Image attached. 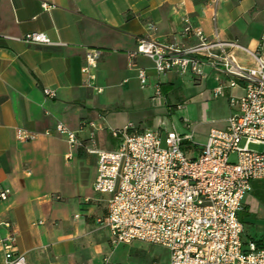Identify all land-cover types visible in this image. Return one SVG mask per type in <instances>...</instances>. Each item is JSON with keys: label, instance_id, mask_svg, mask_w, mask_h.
Masks as SVG:
<instances>
[{"label": "crops", "instance_id": "crops-1", "mask_svg": "<svg viewBox=\"0 0 264 264\" xmlns=\"http://www.w3.org/2000/svg\"><path fill=\"white\" fill-rule=\"evenodd\" d=\"M43 4L52 8L45 11ZM189 27L210 41L218 36L237 43L241 49L235 56L245 68L257 65L254 56L264 61V0H0V188L11 191L0 202V240L13 229L27 264L118 262L103 223L109 196L94 191L98 157L87 151L116 150L120 140L113 131L151 130L142 114L157 104L183 108L174 105L179 100L174 96H192L185 107L192 117L213 105L221 110L206 129L186 119L184 133L174 128L191 136L183 144L189 157L200 155L212 130L226 129L236 111L231 98L244 94L243 82L231 88L230 78L209 66L202 67V79L178 71L159 76L153 62L139 56L134 62L148 75L142 86L129 66L127 52L136 49L139 38L182 48L197 45L198 38L185 33ZM31 33L44 34L51 44L20 40ZM90 49L102 51L92 70L100 92L87 85L82 72ZM219 86L223 95L215 97ZM46 89L55 98L46 97ZM60 124L83 146L71 149L66 135H46ZM18 130L35 138L20 141ZM239 218L245 232L250 228L244 241L264 243V181L252 183ZM155 246H124L128 262L139 264L133 251L145 249L152 253L143 264H170V252L162 247L165 252L157 256ZM4 260L0 247V264Z\"/></svg>", "mask_w": 264, "mask_h": 264}, {"label": "built area", "instance_id": "built-area-1", "mask_svg": "<svg viewBox=\"0 0 264 264\" xmlns=\"http://www.w3.org/2000/svg\"><path fill=\"white\" fill-rule=\"evenodd\" d=\"M52 8L43 4V9ZM199 40L182 48L139 38L136 49L127 52L129 66L136 70L142 86L148 83L146 71L135 64L139 56L150 59L161 76L172 71L204 78L203 66L230 78L234 88L244 84V94L231 98L236 109L227 119L225 130H212L201 153L189 157L183 144L189 135L176 130H146L130 134L128 128L113 131L120 140L116 150H89L98 157L96 193L109 196L108 215L103 220L111 232L112 247L142 242L166 248L170 264H264V243L244 241L245 228L239 215L254 181H264V61L243 67L235 56L241 47L234 42L208 40L200 29L186 28ZM27 44H51L44 34L31 33L20 39ZM100 49L87 50L82 69L87 85L98 92L92 70L101 58ZM217 87L214 96H222ZM55 98V92L44 91ZM157 86V96H160ZM94 127V124H90ZM66 135L70 148L83 146L77 134L60 124L46 135ZM93 135V134H92ZM20 141L35 135L18 130ZM236 160H232V156ZM9 189L0 188V202L7 201ZM11 227L10 224H6ZM4 264H27L18 253L17 234L12 229L0 240ZM106 263H109L107 258Z\"/></svg>", "mask_w": 264, "mask_h": 264}, {"label": "rangeland", "instance_id": "rangeland-1", "mask_svg": "<svg viewBox=\"0 0 264 264\" xmlns=\"http://www.w3.org/2000/svg\"><path fill=\"white\" fill-rule=\"evenodd\" d=\"M175 98L178 97L179 100L178 102H173L175 104H183V108L177 109L175 107H171L173 109H170L169 107H162L159 106V104L154 107V109L149 110L147 113H143L146 118H144V123L146 126L151 127V130H163L164 133L173 131L174 128L179 133H184L185 126L183 120L186 119L187 121L191 122L192 124H202L203 128L206 129L208 126H206L208 123H210V120L214 119L217 117V115L220 114V107L218 105H213L211 110L208 111L206 114L203 116L197 115V113L192 111V117L190 114L191 113H185V107L189 105L190 103V97L192 96H174ZM216 100L213 99V102ZM190 115V116H189ZM161 127V129H160ZM251 149L256 150V151H264V146H258V145H252ZM250 232V228L247 226L246 232L244 234V237H247V233ZM112 246V244H111ZM124 246L128 245H123V246H116L112 247L111 253L114 254L115 257H117L118 262L115 264H131L127 260V252L128 249ZM136 253L139 255L138 257L141 258L139 259L138 263L143 264V262L146 259V254L147 253H152L150 250H145V249H137V252L134 250L133 253ZM163 252H165V249L159 246H155L153 249V253L157 256H160Z\"/></svg>", "mask_w": 264, "mask_h": 264}]
</instances>
